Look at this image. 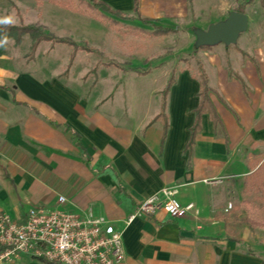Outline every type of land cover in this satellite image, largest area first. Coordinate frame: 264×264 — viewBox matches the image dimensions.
Returning a JSON list of instances; mask_svg holds the SVG:
<instances>
[{
    "label": "crops",
    "instance_id": "0c3cea01",
    "mask_svg": "<svg viewBox=\"0 0 264 264\" xmlns=\"http://www.w3.org/2000/svg\"><path fill=\"white\" fill-rule=\"evenodd\" d=\"M99 1L136 15L134 0ZM226 4L210 25L226 20ZM188 6L189 0H140L139 14L175 30ZM250 33L240 37L238 50L223 44L202 50L199 65L216 120L202 115L190 149L199 71L171 69L159 83L152 71H134L138 82L153 77V85L139 88L132 79L136 89L124 90L120 77L136 66L124 72L116 62L102 63L93 72L99 82L86 90L73 72L84 51L69 67L74 49L65 45L72 51L62 50L69 56L63 74L21 70L0 56V212L17 221L33 208L105 219L123 234L120 264H264V207L245 200L243 218L234 212L237 193H260L250 178L264 164V27ZM174 72L167 117L160 118ZM164 189L194 209L180 219L159 211L130 220ZM20 264L49 263L23 256Z\"/></svg>",
    "mask_w": 264,
    "mask_h": 264
},
{
    "label": "rangeland",
    "instance_id": "374dc122",
    "mask_svg": "<svg viewBox=\"0 0 264 264\" xmlns=\"http://www.w3.org/2000/svg\"><path fill=\"white\" fill-rule=\"evenodd\" d=\"M248 1L250 2L246 13L251 15L248 31L250 30V34L254 36L256 35L254 30L257 27H264V12L262 1ZM76 2L72 0H0V16L13 14L16 23L12 26H35L44 33L52 34L58 38L71 39L79 46L93 49L94 53L92 54L85 52L80 54L79 63L77 62V65L74 64L73 67L77 83L87 90L89 87L95 88L99 82L98 77L93 73L94 70H101L102 63L108 62L120 64L121 67L126 68L124 72H132L129 70L130 65L138 67V71H136L138 73L152 71L154 75L158 76V83L171 69H174L178 74L185 70L198 74L199 59L203 49L196 47L197 37L194 31L198 28L207 30L210 22L214 21L218 7L226 2H229L226 7H229L231 12H238L242 0H189L188 18L175 27L174 33L159 37L126 29L117 33L94 18L76 11L74 9L77 8ZM127 17L128 19L123 20L117 17L114 19L119 20L124 26L148 32H152L155 28L153 24L139 22L133 13L127 14ZM104 32H107L108 37H103ZM8 41L4 47L5 55H3L12 58L14 64L21 70L36 72L50 70L54 74L65 72L69 56L67 57L68 54L62 50L71 52L72 49L68 46L51 48L52 43L42 44L38 51L31 56L33 40L29 35L24 36L20 44H16L12 39ZM108 44L119 50L109 47ZM212 48L215 47L208 49ZM229 49L238 50V45L229 46ZM118 72L120 71L118 70ZM136 72L129 74L128 78L120 77V81L124 82V90H134L136 87L146 89L153 85V77L150 79L141 78L139 79L141 81L138 82ZM85 74H87L86 78L83 77ZM132 79L137 84L136 87L131 83ZM245 200L252 201L256 207H264V193L241 191L237 193V209L234 212L242 218L245 215V208L243 204L239 206V203ZM228 211L233 212L229 207ZM255 223L259 224L257 220Z\"/></svg>",
    "mask_w": 264,
    "mask_h": 264
},
{
    "label": "built area",
    "instance_id": "2783aa9c",
    "mask_svg": "<svg viewBox=\"0 0 264 264\" xmlns=\"http://www.w3.org/2000/svg\"><path fill=\"white\" fill-rule=\"evenodd\" d=\"M176 195L177 191L162 190L145 200L130 220L159 211L174 219L186 217L194 205L183 206ZM23 256L49 264H120L126 259L122 232L105 219L33 208L17 221L0 212V264H20Z\"/></svg>",
    "mask_w": 264,
    "mask_h": 264
},
{
    "label": "trees",
    "instance_id": "16d2710c",
    "mask_svg": "<svg viewBox=\"0 0 264 264\" xmlns=\"http://www.w3.org/2000/svg\"><path fill=\"white\" fill-rule=\"evenodd\" d=\"M76 2L77 8H74L81 14L87 15L91 18H94L96 21L104 24V26L109 27L112 30L122 32V30L126 29L131 32H143L149 36L159 37V36H168L171 33H174L176 30L163 28L159 26H155L152 32L145 31L139 28H133L131 26H124L119 20L114 19L115 17L119 19H128L123 13L113 10L107 3L99 1V0H72ZM262 7L264 9V0H261ZM250 1L242 0L240 7L238 8V12L246 13V8ZM139 5L140 0H134V12L136 14L137 19L143 24H150L149 20L143 19L139 14ZM79 8V9H78ZM8 37V40L12 39L16 44H20L23 41L24 36L29 35L33 40L31 46V56H33L38 47L43 43H52V45H68L74 49V53L71 56L70 66H72L77 51H84L88 54L94 53L93 49H89L86 47L79 46L76 42L71 39L58 38L52 34L44 33L40 28L35 26H0V39H3L4 36ZM209 47H202L203 50H208ZM4 54V47H0V56ZM110 66V65H109ZM133 71H138V67H131ZM140 73V72H139ZM149 71L142 72L141 74H147ZM199 77H200V104L198 109L196 110V122L194 127L191 130V139L188 144L187 149H190L195 141V137L197 133L200 131L201 117L204 113H209L213 119L216 120L215 113L213 111L212 105L209 100V92L210 88L208 85V78L205 71L202 69V66L199 65ZM175 72L170 78L169 84L166 90L163 93V104H162V112L160 114V118H165L166 116V102L167 96L170 92L171 87L175 84ZM251 184L253 188L258 192L264 191V164L260 167V169L253 174L250 178Z\"/></svg>",
    "mask_w": 264,
    "mask_h": 264
},
{
    "label": "water",
    "instance_id": "95a60500",
    "mask_svg": "<svg viewBox=\"0 0 264 264\" xmlns=\"http://www.w3.org/2000/svg\"><path fill=\"white\" fill-rule=\"evenodd\" d=\"M249 29V17L246 13L233 11L226 20L212 24L207 30L196 29V47H214L220 44L226 47L236 45L242 34Z\"/></svg>",
    "mask_w": 264,
    "mask_h": 264
},
{
    "label": "clouds",
    "instance_id": "9594fccd",
    "mask_svg": "<svg viewBox=\"0 0 264 264\" xmlns=\"http://www.w3.org/2000/svg\"><path fill=\"white\" fill-rule=\"evenodd\" d=\"M15 23L16 20L13 14L0 16V26H12ZM8 42V37L5 35L3 39H0V47H5Z\"/></svg>",
    "mask_w": 264,
    "mask_h": 264
}]
</instances>
